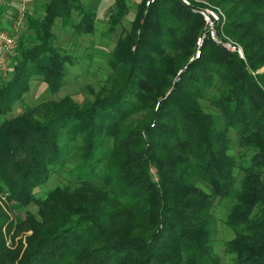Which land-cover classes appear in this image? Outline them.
Instances as JSON below:
<instances>
[{"label":"trees","instance_id":"16d2710c","mask_svg":"<svg viewBox=\"0 0 264 264\" xmlns=\"http://www.w3.org/2000/svg\"><path fill=\"white\" fill-rule=\"evenodd\" d=\"M82 1L44 3V17L27 18L29 38L19 35L7 57L0 199L23 217L11 220L0 206V264H220L209 244L215 198L234 202L225 220L234 264H264V0H207L225 16L219 37L240 46L243 59L210 39L195 57L202 18L180 0H140L113 52L115 76L94 102L79 107L65 96L5 119L31 80L51 94L63 87L73 58L53 44L52 29L59 19L75 36L92 35L96 12ZM113 2L110 32L131 0ZM230 129L254 150L238 187ZM63 133L81 142L70 171L80 185L36 198L63 166ZM98 177L101 186L91 181ZM31 203L36 215L25 209Z\"/></svg>","mask_w":264,"mask_h":264},{"label":"rangeland","instance_id":"374dc122","mask_svg":"<svg viewBox=\"0 0 264 264\" xmlns=\"http://www.w3.org/2000/svg\"><path fill=\"white\" fill-rule=\"evenodd\" d=\"M29 2L28 0H25ZM49 0H34V6L29 10L21 12L23 17L22 28L19 32L20 35L29 38L31 32L27 29V18H43L44 10L42 5ZM91 7L96 12L95 30L92 35L88 36H75L71 29H63L60 25V20L56 19L52 32L54 34L53 44L56 48L64 54L73 58V64L67 66V75L64 78V85L56 94H51L47 86L41 81L40 78L30 81V90L26 94L21 103L15 104L12 111L5 119H12L23 111L32 108L33 106L48 101H59L65 96L70 97L74 103L79 107H83L88 103L94 102L96 97L100 95L101 88L108 86L109 81L115 76L113 65V52L119 40L123 39L130 31L131 22L134 18L136 5L140 0H131L129 11L121 22L115 26L112 32L108 31L110 25V16L114 12L113 0H90ZM202 3L209 4L217 8L223 15L224 13L218 7L210 4L207 0H197ZM83 4L87 5L88 0H83ZM113 4V5H112ZM26 6V5H25ZM27 15V16H25ZM225 17V16H224ZM4 29V27H1ZM228 42H233L232 39L227 38ZM238 46V45H236ZM240 49L241 47L238 46ZM134 48H131L133 51ZM242 50V49H241ZM243 52V51H242ZM244 56V55H243ZM264 68L258 70L257 73H263ZM8 75L1 82L2 84L10 79ZM0 83V84H1ZM204 112L211 113L216 118L217 127H223L222 118L216 113L213 107L205 100H200ZM135 120L139 116L133 117ZM230 140V148L227 154L234 158L236 162L235 177L238 182L243 178L244 172L241 166L248 165V162L254 152L253 148H246L239 144V134L230 129L228 132ZM60 144L64 148L63 166L58 168L49 178V181L43 186L34 190L36 198L44 197L48 192L55 188L67 187L74 189L80 185V182L71 177V170L78 164L79 147L81 146L80 140L70 141L66 138L65 133L62 134ZM154 172V170H153ZM100 173V172H99ZM93 184L101 186V180L95 178L91 180ZM195 185L206 192L208 188L200 183L195 182ZM233 201L230 199L215 198L212 210L210 212L212 224L210 227L209 244L219 258L220 264H234L235 256L227 251L226 243L228 240L234 238V231L227 227L225 224L226 217L228 216ZM0 206L6 212L11 220L18 216L23 217L22 212L13 211L9 205L0 199ZM25 209L32 215H36L37 207L33 203L28 204ZM25 234L21 233L16 238L24 243ZM9 240H7V246Z\"/></svg>","mask_w":264,"mask_h":264},{"label":"built area","instance_id":"2783aa9c","mask_svg":"<svg viewBox=\"0 0 264 264\" xmlns=\"http://www.w3.org/2000/svg\"><path fill=\"white\" fill-rule=\"evenodd\" d=\"M156 0H147L145 6H149ZM186 6L191 7L193 13L199 15L204 23V32L197 40V51L195 57L199 56V48L204 39H210L215 44L221 45L230 52H236L240 58H244L242 50L235 44L228 42L226 38H220L219 29L225 23L224 15L215 7L199 2L197 0H180ZM196 3V4H195ZM18 10L16 17L12 20L10 29H0V83L9 73L7 57L11 56L18 45L19 32L22 28V11Z\"/></svg>","mask_w":264,"mask_h":264},{"label":"crops","instance_id":"0c3cea01","mask_svg":"<svg viewBox=\"0 0 264 264\" xmlns=\"http://www.w3.org/2000/svg\"><path fill=\"white\" fill-rule=\"evenodd\" d=\"M28 1L29 2L25 0H0V28L4 27V29H10L12 20H14L18 10L21 8L25 7V11L29 10L30 12L34 6V0ZM36 1L37 0H35V2Z\"/></svg>","mask_w":264,"mask_h":264}]
</instances>
